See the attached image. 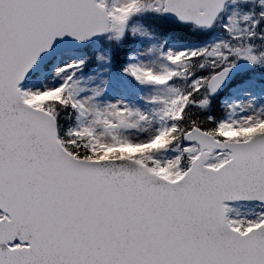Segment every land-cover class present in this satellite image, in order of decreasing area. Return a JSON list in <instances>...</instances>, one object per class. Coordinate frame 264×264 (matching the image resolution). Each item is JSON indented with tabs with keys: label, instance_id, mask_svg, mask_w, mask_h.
I'll list each match as a JSON object with an SVG mask.
<instances>
[{
	"label": "snow or ice",
	"instance_id": "6c2138e0",
	"mask_svg": "<svg viewBox=\"0 0 264 264\" xmlns=\"http://www.w3.org/2000/svg\"><path fill=\"white\" fill-rule=\"evenodd\" d=\"M0 264H264V0H0Z\"/></svg>",
	"mask_w": 264,
	"mask_h": 264
}]
</instances>
